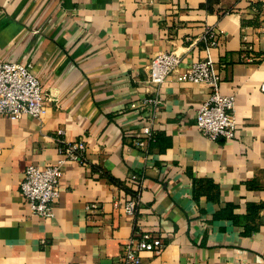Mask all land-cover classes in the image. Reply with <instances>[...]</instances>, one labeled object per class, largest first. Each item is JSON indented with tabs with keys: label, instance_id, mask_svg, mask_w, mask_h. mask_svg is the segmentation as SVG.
<instances>
[{
	"label": "crops",
	"instance_id": "1",
	"mask_svg": "<svg viewBox=\"0 0 264 264\" xmlns=\"http://www.w3.org/2000/svg\"><path fill=\"white\" fill-rule=\"evenodd\" d=\"M262 25L264 0H0V59L30 63L53 98L41 118L0 115V264H122L136 228L165 242L140 264H264ZM169 51L181 70L213 58L221 92L235 95V137L197 128L207 84L148 81L150 60ZM155 96V115L130 106ZM81 138L54 215L32 213L25 167L55 162L60 140ZM132 197L135 214L124 208Z\"/></svg>",
	"mask_w": 264,
	"mask_h": 264
},
{
	"label": "built area",
	"instance_id": "2",
	"mask_svg": "<svg viewBox=\"0 0 264 264\" xmlns=\"http://www.w3.org/2000/svg\"><path fill=\"white\" fill-rule=\"evenodd\" d=\"M209 32V45L216 43V34ZM264 32V25L261 27ZM207 37V36H206ZM181 56L174 51L161 52L154 56L148 64V81L160 86L170 77L178 80L203 82L210 88L208 97L202 102L196 114V126L207 137L233 138L236 136V120L234 116L235 95L223 93L220 90V74L217 71L212 57L194 61L189 67L180 69ZM53 99L47 88L34 75L30 63H21L14 60L0 59V115L12 119L24 115L41 118L45 113L49 100ZM149 103L153 107V115L162 103L160 97H146L142 103H131L133 108H144ZM139 106V107H138ZM139 118L144 119L139 113ZM61 132V131H59ZM148 138L152 137L151 126L144 129ZM63 157L53 163L39 164L32 162L25 167L19 184L20 192L32 213L41 218H50L54 215L55 200L60 195V180L63 174L62 167L67 160L81 159L86 142L83 138L77 140H60ZM136 145H144L145 140L135 139ZM138 177L130 174L127 184H136ZM89 212L98 209L96 202L87 206ZM127 213L135 214L138 210V199L129 198L124 202ZM165 242L159 233L136 228L134 233L122 245L119 259L122 264H140L141 252L146 250L153 253L162 251Z\"/></svg>",
	"mask_w": 264,
	"mask_h": 264
},
{
	"label": "trees",
	"instance_id": "3",
	"mask_svg": "<svg viewBox=\"0 0 264 264\" xmlns=\"http://www.w3.org/2000/svg\"><path fill=\"white\" fill-rule=\"evenodd\" d=\"M152 139V138H151Z\"/></svg>",
	"mask_w": 264,
	"mask_h": 264
}]
</instances>
